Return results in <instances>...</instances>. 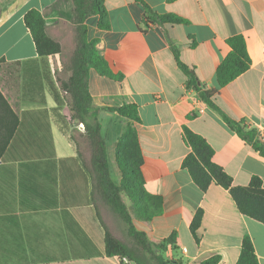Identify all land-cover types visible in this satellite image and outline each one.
I'll list each match as a JSON object with an SVG mask.
<instances>
[{"label": "crops", "instance_id": "1", "mask_svg": "<svg viewBox=\"0 0 264 264\" xmlns=\"http://www.w3.org/2000/svg\"><path fill=\"white\" fill-rule=\"evenodd\" d=\"M142 1L186 23L159 25L135 0H104L108 30L100 28L99 16L87 21L89 39L98 41L115 77L92 70L89 79L112 180L121 184L116 146L131 126L144 156L146 189L164 204L160 216L136 220L137 227L155 241L175 234L167 257L180 264H201L212 255L222 257L220 264H236L247 235L264 264V225L242 215L229 190L213 184L202 192L183 168L191 152L184 129L208 142L236 187L257 177L264 188V157L187 88L181 66L196 74L201 90H218L212 100L225 116L264 135V0ZM32 9L46 14L64 54L73 51L72 0H12L0 12V91L19 121L0 159V264H135L106 254L91 177L72 140L78 123L58 81L64 58L38 55L24 22ZM238 35L251 67L220 89L217 69L230 52L228 40ZM124 104L137 106L140 122L116 111ZM200 210L198 244L191 224Z\"/></svg>", "mask_w": 264, "mask_h": 264}, {"label": "trees", "instance_id": "2", "mask_svg": "<svg viewBox=\"0 0 264 264\" xmlns=\"http://www.w3.org/2000/svg\"><path fill=\"white\" fill-rule=\"evenodd\" d=\"M148 18L159 25L185 24L186 21L176 15H158L142 0ZM74 29V49L64 54L62 43L51 36L46 23V14L36 9L30 10L24 22L32 35L38 55L50 57L62 55L63 68L58 74L62 91L66 94L72 118L85 126V133L72 135L79 158L91 177L92 198L102 224L106 229L105 250L110 257L127 258L135 264H180L169 260L167 253L176 243V235L169 239L155 241L140 230L136 220L148 222L163 212V199L151 195L146 189L142 168L144 156L135 128L129 127L116 146V161L121 173V184L114 183L110 173L109 157L98 119L99 109L93 104L89 88L90 73L96 71L102 76L115 78L108 62L100 54L97 40H90L87 21L99 16L101 29L110 28V20L104 0H72ZM230 52L217 69L219 88H224L245 74L251 67L247 43L243 36H234L228 40ZM176 57L179 60V54ZM189 76L187 88H194L211 108L222 114L226 123L264 157V141L255 129L245 122H237L225 116L213 102L218 90L203 91L198 86L196 74L182 65ZM120 79V78H118ZM116 111L125 118L140 122L136 105L124 104ZM18 118L8 101L0 91V159L18 126ZM184 139L191 152L183 161L198 188L206 193L215 184L229 190L239 212L264 225V188L262 181L255 177L248 187H236L233 179L214 162V150L208 142L188 128L184 129ZM130 200V204L126 201ZM203 219V211L196 213L191 224V232L196 242L200 239L198 230ZM222 257L212 255L201 264H220ZM236 264H260L254 242L250 236L243 239L241 254Z\"/></svg>", "mask_w": 264, "mask_h": 264}, {"label": "built area", "instance_id": "3", "mask_svg": "<svg viewBox=\"0 0 264 264\" xmlns=\"http://www.w3.org/2000/svg\"><path fill=\"white\" fill-rule=\"evenodd\" d=\"M76 129H77V131H78L79 133H81V134L85 133V126H84L83 124H77V125H76ZM260 139H261L262 141H264V135H263V134H261ZM185 251H186V250H185ZM122 260H123L124 263H129V260H128L127 258H122Z\"/></svg>", "mask_w": 264, "mask_h": 264}, {"label": "rangeland", "instance_id": "4", "mask_svg": "<svg viewBox=\"0 0 264 264\" xmlns=\"http://www.w3.org/2000/svg\"><path fill=\"white\" fill-rule=\"evenodd\" d=\"M12 0H0V12L5 8L6 4H8L9 2H11ZM72 27V26H71ZM73 30V49H74V41H75V36H74V29L72 27ZM79 134V133H78Z\"/></svg>", "mask_w": 264, "mask_h": 264}]
</instances>
